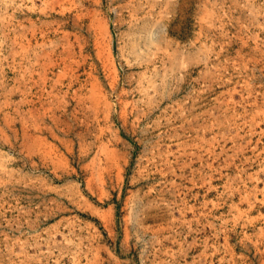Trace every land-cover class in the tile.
Returning a JSON list of instances; mask_svg holds the SVG:
<instances>
[{
	"label": "rangeland",
	"instance_id": "1",
	"mask_svg": "<svg viewBox=\"0 0 264 264\" xmlns=\"http://www.w3.org/2000/svg\"><path fill=\"white\" fill-rule=\"evenodd\" d=\"M0 264H264V0H0Z\"/></svg>",
	"mask_w": 264,
	"mask_h": 264
}]
</instances>
